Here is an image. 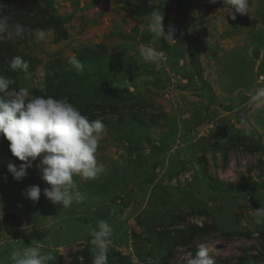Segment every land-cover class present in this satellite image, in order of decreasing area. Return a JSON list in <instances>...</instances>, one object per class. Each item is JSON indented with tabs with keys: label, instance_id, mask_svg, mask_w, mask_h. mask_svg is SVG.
<instances>
[{
	"label": "rangeland",
	"instance_id": "rangeland-1",
	"mask_svg": "<svg viewBox=\"0 0 264 264\" xmlns=\"http://www.w3.org/2000/svg\"><path fill=\"white\" fill-rule=\"evenodd\" d=\"M0 4L10 26L47 33L46 42L0 41V75L29 98H67L106 126L96 153L105 172L87 182L74 177L85 200L68 209L44 196L39 158L23 180L13 178L8 163L23 162L0 140V264H15L12 254L24 247L52 252L53 264H92L88 226L100 219L114 229L108 264H185L191 251L180 241L190 232L197 234L191 245L208 246L216 264H264V225L253 219L264 207V110L248 103L264 87V0H249L248 14L235 21L228 0ZM155 8L165 31L175 26V44L152 43ZM141 45L166 60L145 62ZM72 55L83 72L68 63ZM13 56L29 62L27 73L10 69ZM31 185L41 188L38 202L22 194Z\"/></svg>",
	"mask_w": 264,
	"mask_h": 264
},
{
	"label": "clouds",
	"instance_id": "clouds-1",
	"mask_svg": "<svg viewBox=\"0 0 264 264\" xmlns=\"http://www.w3.org/2000/svg\"><path fill=\"white\" fill-rule=\"evenodd\" d=\"M209 2L215 3L216 0ZM228 4V15L233 21L237 19V14H248L249 0H228ZM2 6L0 4V41H14L26 35H34L40 42L47 41L44 29H28L18 22L10 26V17L3 13ZM164 19L162 9L155 8L151 11L148 29L152 34V43L163 39L173 45L176 42L175 26L169 23L165 31ZM139 54L145 62L157 67L166 60L164 51L148 45H141ZM68 63L77 73L83 72L84 63L77 56L69 57ZM9 67L12 71L27 73L29 62L21 56H13ZM13 83L11 77L0 75V134L10 142L12 155L23 162L19 168L8 163V172L19 182L26 177L27 169L39 158L36 166L42 172L41 179L49 185L43 190L44 196L53 205H60L64 209L71 208L74 203L82 204L85 194L80 191L74 177H80L87 182L98 179L105 172V166L98 163L96 157L99 143L106 132L102 118L89 119L67 98H29L27 88H12ZM248 103L254 110H264V87H257ZM240 125L246 134H251V128L244 118H241ZM22 194L32 202H38L41 188L39 185H31ZM116 211V208H112L110 215H115ZM119 219L123 220L124 216ZM253 219L256 225H264V207L255 211ZM88 231L93 252L92 264H108V250L113 244L112 225L100 219L95 227L89 225ZM210 253L211 249L201 244L185 264H216ZM12 259L15 264H53L56 257L52 252H42L39 247H24L16 249Z\"/></svg>",
	"mask_w": 264,
	"mask_h": 264
},
{
	"label": "trees",
	"instance_id": "trees-1",
	"mask_svg": "<svg viewBox=\"0 0 264 264\" xmlns=\"http://www.w3.org/2000/svg\"><path fill=\"white\" fill-rule=\"evenodd\" d=\"M48 24H49V26H54L56 29L60 28V26H61V24L59 22L52 23L51 21H48ZM62 34H64V33L61 32L60 35H62ZM16 89H19V88H16ZM0 140H3L7 144L10 143L9 141H7V139L2 134H0ZM225 234L226 235H233V234H243V233H225ZM196 235L197 234L195 232H190L188 235H184L182 237V240L180 241L182 244H186L187 246H189V249L191 251V256L194 255L196 253V251L198 250V248L196 246L191 245L193 240L195 239ZM167 256L170 257L171 256V252L168 253ZM223 262H226V261H223ZM163 264H168L167 259L164 260Z\"/></svg>",
	"mask_w": 264,
	"mask_h": 264
}]
</instances>
